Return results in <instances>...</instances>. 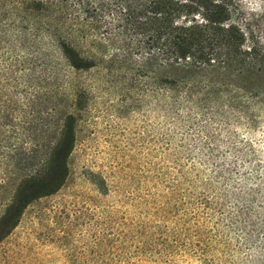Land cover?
<instances>
[{
    "label": "rangeland",
    "instance_id": "1",
    "mask_svg": "<svg viewBox=\"0 0 264 264\" xmlns=\"http://www.w3.org/2000/svg\"><path fill=\"white\" fill-rule=\"evenodd\" d=\"M33 16L0 15V264H264V61L170 82Z\"/></svg>",
    "mask_w": 264,
    "mask_h": 264
},
{
    "label": "trees",
    "instance_id": "2",
    "mask_svg": "<svg viewBox=\"0 0 264 264\" xmlns=\"http://www.w3.org/2000/svg\"><path fill=\"white\" fill-rule=\"evenodd\" d=\"M32 12L29 22L63 49L89 35L98 48L113 45L118 62L154 68L170 82L213 74L232 59L264 61V40L240 0H0L1 16Z\"/></svg>",
    "mask_w": 264,
    "mask_h": 264
}]
</instances>
